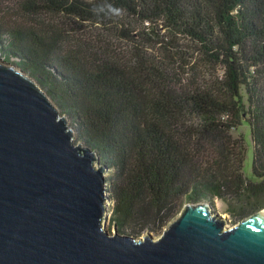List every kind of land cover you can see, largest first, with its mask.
Segmentation results:
<instances>
[{
	"label": "trees",
	"instance_id": "1",
	"mask_svg": "<svg viewBox=\"0 0 264 264\" xmlns=\"http://www.w3.org/2000/svg\"><path fill=\"white\" fill-rule=\"evenodd\" d=\"M9 3L0 7L5 60L19 58L16 64L74 118L81 138L110 169L111 221L119 232H159L189 202L218 199L234 217L245 215L228 203L234 198L264 208V0ZM43 16L111 31L129 41L130 59L115 57L114 45L99 33L65 30ZM124 16L147 26L161 22L194 43L201 58L220 68L213 87L176 90L173 64L148 58L153 41L136 39ZM172 40L156 44L178 68L189 66ZM243 122L250 126L255 180L244 171L246 145L231 146L228 135Z\"/></svg>",
	"mask_w": 264,
	"mask_h": 264
},
{
	"label": "water",
	"instance_id": "2",
	"mask_svg": "<svg viewBox=\"0 0 264 264\" xmlns=\"http://www.w3.org/2000/svg\"><path fill=\"white\" fill-rule=\"evenodd\" d=\"M60 110L0 59V264H264V209L228 227L191 202L159 238L110 232L108 168Z\"/></svg>",
	"mask_w": 264,
	"mask_h": 264
},
{
	"label": "rangeland",
	"instance_id": "3",
	"mask_svg": "<svg viewBox=\"0 0 264 264\" xmlns=\"http://www.w3.org/2000/svg\"><path fill=\"white\" fill-rule=\"evenodd\" d=\"M9 2H10V0H0V5H1L0 7L4 8V5L10 6L11 4ZM42 18L45 21L48 18H49V20L52 19L54 23L58 24L61 28L65 29V30L76 29V31H83L87 35H89V33L91 35L99 33L100 36H98V39H99V37H101V38H103V40H105L104 38L106 37L107 40H105V41L108 43L110 41L114 45L115 57H117L119 60L124 58V57H126L127 60L130 59L131 44L129 43V41H127L126 39H123V38L113 36V35L111 36V33H112L111 31H102V30L99 31L100 29H95L94 27H91V28L90 27H80V26L76 25L72 20H70L69 18H66V17L65 18H63V17L62 18L61 17L53 18V17L43 16ZM122 19L125 23L129 24L130 28L135 27L136 33H139V34H136L134 36L136 39H139V41L148 42L147 40L150 38L151 40H149V42L153 41V45L155 47L150 48L149 54L147 55L148 58L152 59L153 57L158 56V58H160L159 59L160 61L173 64L171 67H169V70L172 73H174V75L176 77V79L173 80V86L176 90H178V91H184V90L193 91L192 89H197V88L203 89V88L213 87L214 82L218 79V76L221 74V71H219L220 68L216 64H212V63L208 62L207 59H205L203 57L201 58V53L197 52V46L194 43L186 40L185 38H183V36L180 37V36L174 34L169 29H166L162 25L163 23H161V22H158L156 25L151 24L150 26H147V24H145V25L140 24V22H137L133 18H129V17L127 18L126 16L122 17ZM78 27H80L81 30ZM153 29H154V32H152ZM144 32L146 33L145 36L140 35V33L143 34ZM138 35H140L144 38H138ZM90 37L93 38L92 39L93 41L97 42L96 41L97 36H90ZM171 38L173 39L171 44L174 45L175 43L178 42L180 45V48L184 52L187 53L186 54V55H188L187 61L190 62L189 66H188V64H183V68H178V65L174 64V62L169 61L166 57V53L162 49L160 50L161 46L156 44V41L163 40V39L166 41V40L171 39ZM143 46L145 49H146V46L149 47V45H146V43H143ZM0 59H3V60L6 59V54L3 52L2 49H0ZM19 61H20L19 58L11 57L9 62L19 63ZM56 105H58V104L56 103ZM59 108L61 109L60 111H62L63 108L60 106H59ZM63 113L65 115H68L69 125L75 129V134H74L75 141L76 142L85 141L80 136L79 126L75 122L74 118L72 116H70L69 114H67L66 112H63ZM228 135L230 136L231 146H237L238 148H240V146H238L240 144V141H243L244 145H246L247 155H246V160H245V164H244V171H245V174L247 175L248 179L255 180L254 174L252 172L253 161H254V146H253V142H252V138H251V131H250L249 124L246 122H243V124L241 126L229 131ZM102 163H104V162H102ZM110 173H111L110 169H108L107 172L105 173L107 178L110 177V175H111ZM107 184H108L107 185L108 186V194L110 195V193H109V182ZM213 200L214 201H209V200L208 201L206 200V201L211 205L213 212H218V213L222 214L224 218L227 219V221H228L227 226L228 227H232V226L238 224L239 222H241L242 220H244L245 218L250 217L251 215L259 212L262 209H264L261 206H259V208L256 210L255 205L241 204L238 202V200L236 198H234L232 200H229L228 203L234 209L239 207L237 210L240 213L242 212L245 214L244 216H241V217H239V216L234 217V216H229V214L226 212V209H227V203L226 202L218 200V199L217 200L213 199ZM108 202H109L110 214H109V218L107 220V226H108V229L110 230V232L115 233V227L111 221L113 201L110 199V200H108ZM189 203H191V202H189ZM186 204H188V203H186ZM168 225L164 229L160 230L159 232H150V231L146 230L145 232H141L139 236L143 237L145 234L150 232V233H152V235L155 238H159L163 234V231L168 227ZM120 233L131 235L130 231H127L126 233L120 231Z\"/></svg>",
	"mask_w": 264,
	"mask_h": 264
},
{
	"label": "clouds",
	"instance_id": "4",
	"mask_svg": "<svg viewBox=\"0 0 264 264\" xmlns=\"http://www.w3.org/2000/svg\"><path fill=\"white\" fill-rule=\"evenodd\" d=\"M108 8H109V11H111L112 13L119 15L120 13L119 9L113 8L111 5H109Z\"/></svg>",
	"mask_w": 264,
	"mask_h": 264
},
{
	"label": "bare ground",
	"instance_id": "5",
	"mask_svg": "<svg viewBox=\"0 0 264 264\" xmlns=\"http://www.w3.org/2000/svg\"><path fill=\"white\" fill-rule=\"evenodd\" d=\"M108 204H109V202H108ZM108 218H109V215H108Z\"/></svg>",
	"mask_w": 264,
	"mask_h": 264
},
{
	"label": "flooded vegetation",
	"instance_id": "6",
	"mask_svg": "<svg viewBox=\"0 0 264 264\" xmlns=\"http://www.w3.org/2000/svg\"><path fill=\"white\" fill-rule=\"evenodd\" d=\"M230 216V215H229Z\"/></svg>",
	"mask_w": 264,
	"mask_h": 264
}]
</instances>
